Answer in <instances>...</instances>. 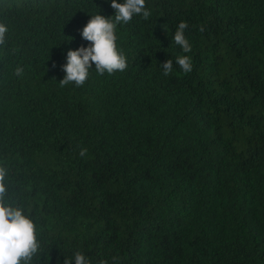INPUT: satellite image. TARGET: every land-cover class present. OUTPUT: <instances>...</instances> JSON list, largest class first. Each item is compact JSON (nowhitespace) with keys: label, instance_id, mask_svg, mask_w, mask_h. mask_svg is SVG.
Wrapping results in <instances>:
<instances>
[{"label":"trees","instance_id":"trees-1","mask_svg":"<svg viewBox=\"0 0 264 264\" xmlns=\"http://www.w3.org/2000/svg\"><path fill=\"white\" fill-rule=\"evenodd\" d=\"M146 8L117 25L125 71L61 87L111 0H0V167L36 227L28 264H264V0Z\"/></svg>","mask_w":264,"mask_h":264},{"label":"clouds","instance_id":"clouds-1","mask_svg":"<svg viewBox=\"0 0 264 264\" xmlns=\"http://www.w3.org/2000/svg\"><path fill=\"white\" fill-rule=\"evenodd\" d=\"M111 7L115 10L113 19L96 13L82 28L80 35L89 42V46L67 52L66 63L62 66L65 75L59 82L61 87L70 84L82 87L89 78L92 65H95L99 75H111L127 69V58L117 47V25L128 24L134 16L147 20L151 13L146 8V0H123L119 3L111 0ZM187 27L186 22H180L173 36L174 43L184 53L191 52V44L184 34ZM7 32V26L0 23V45L5 43ZM175 63L184 73L192 70V62L187 55L177 56ZM161 66L163 74L169 75L173 70V61L169 59ZM22 72V68L16 69L17 75ZM80 155L84 156L85 150H81ZM6 176L7 170L0 167V264H28L39 247L36 227L20 208L4 203ZM70 259H66L64 264H69ZM74 260L75 264H89L81 252L74 254Z\"/></svg>","mask_w":264,"mask_h":264}]
</instances>
